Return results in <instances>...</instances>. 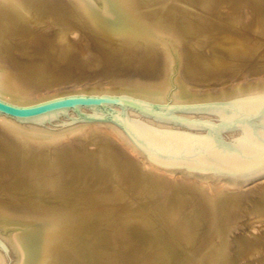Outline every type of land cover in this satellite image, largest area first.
Returning <instances> with one entry per match:
<instances>
[{
	"label": "bare ground",
	"instance_id": "1",
	"mask_svg": "<svg viewBox=\"0 0 264 264\" xmlns=\"http://www.w3.org/2000/svg\"><path fill=\"white\" fill-rule=\"evenodd\" d=\"M220 1H221L220 3L221 5H219L218 12L220 11L225 12V15L221 16V15H217V13L214 15L217 16L216 17L217 20L220 21L222 25L225 27L218 28L215 26L212 20L210 23L208 20L206 21L208 17H205L204 20L209 23L208 25H206V28H205L206 36L208 40L206 42L205 40H203L200 43L199 42L200 40L196 38L198 30L200 28L199 26H196L197 25L196 21L199 23V19L197 17L201 13L198 15L197 12H194L188 9V5L192 6L194 4V7H195V4L198 3L197 0H102L103 6L105 10L107 11L106 13H104L103 11L102 12L96 11L91 1L89 0H0V96L5 98L8 101H11L14 103H21V104H25L27 102L33 101L36 98L42 99V97L44 96L46 98V95L48 93H51L52 91H57L58 89H61L63 87L60 85V83L57 84L58 80L57 81H55L56 79L53 80L55 78L53 76L57 75L58 77L59 74L68 75L69 71L70 72L73 71V69L67 70L65 68L66 70L65 69L62 70L60 67H59L60 69L57 67L58 66L57 64L62 63V61L63 62L66 60L74 61V57H71L70 55H66L64 53V50L66 48L63 46V43H60L58 41L59 39L56 37L55 34L50 35L49 32L47 31L39 32L36 35L35 41L37 38L39 39L41 37V39L44 40L46 44V46H44L46 47V49H44V51H41L43 52V55L37 57L35 60L27 58L25 57V55L23 57L17 56V51L14 49L15 34L13 35V33L21 32L30 20L34 18H38V16H40V18L56 17L62 21L64 20L65 17H63V15H61L59 11L55 10L56 13L55 11L54 13L57 15H54L53 13L54 8H52L50 3L61 4V5L64 4V6L65 5L68 6L69 8H67V10L70 9V13H73L74 16L80 22L89 25L90 28L93 29L92 33L95 39L96 38L101 39L103 42V44L101 43L102 45L100 44V46L98 44L101 41H99V43L98 41L93 43V45L95 46V47L93 46V48L97 47V51L99 50L98 51L99 55H94V56L99 57L101 55L102 57L103 54H105L104 55L105 57L106 56L114 57L113 62L116 63L118 61V59L116 58L118 53H114V52L121 51L122 53L121 56L120 55L117 56V57H122V59L120 60V65H122L121 66L122 68L119 67L120 68L119 70L121 71H118L117 68L116 70L115 69L112 70L113 72L116 71V74L118 75L115 76V75H112L113 72L112 73L108 72L107 74L110 73L114 77L107 79V80H103V81L100 79L101 81L99 80L98 82L92 81V80H84V81L82 80L80 82H77L75 86L71 85L70 87L71 90L76 88L75 90L78 89L79 91L81 89V91H84V92H89V91L95 92L99 90L98 88L100 89L102 88L109 92V91H114L118 89V90L127 92L128 94L131 93V94H137L139 96H143L147 98H157L158 99L161 97V95L162 96L164 95L163 93L166 90L167 86L165 85V82H166V77L169 71L170 60L172 57L171 52L175 50L179 58V71L180 72L178 74V77L175 76L178 79V87L176 88L175 86L176 90L173 93L174 95L173 97L178 100H186L188 98L196 97L200 94L213 92V88L206 89V87L208 86H199L196 82H193L191 80L192 79L191 76L194 75L198 78L202 77L204 79H211V78L215 79V77L218 74V69H217L218 66H215L213 64L216 63L217 61L213 62V64L212 63L207 64L208 62L207 60H210V56L212 57L211 59L213 60L215 58L214 55L216 54L217 58L218 57L219 58L218 59L216 58L215 60L220 61L222 60L221 59L222 56L226 54L225 53L226 50L237 47L238 49H240L238 53L239 56H242V58L244 59H252V58H255L260 52L259 46L262 40L261 37L263 36L264 38V30H263L264 28V0H220ZM205 2L207 3L208 1H205ZM202 4L204 5V3ZM202 4H200V6ZM209 4H212V3H209ZM204 6L201 8L204 9L206 7ZM207 6H208L207 8H209V6L211 5H208L207 3ZM205 11H206V8H205ZM210 11L212 12V10ZM242 21L245 22L244 25L242 24ZM261 31H263V33ZM10 32H12V34ZM246 32L250 34H247ZM8 33H10L11 35ZM204 43H210L211 46L207 45L209 46L207 48V46L204 45ZM54 45H56L57 50L54 51L56 52L55 55H51L53 50L52 52H50L51 54L48 52L49 50L52 49V46ZM29 48H30V45H29ZM30 49H33V48L31 47ZM38 50L32 51L33 57H36V54L40 53V51ZM212 51L213 52L215 51L214 55H212L213 53ZM219 51H223V53ZM205 59L207 62L205 61ZM53 61H55L56 63ZM51 62H53L54 64ZM204 62L206 63L204 64ZM63 66L64 65H62V67ZM253 68L255 67L249 68L248 71H246L244 68L239 69L237 71V74H235L236 78L238 80H241L242 78L247 77L246 79L248 81H262L264 79V67L261 68V70L252 71ZM170 69H171V65H170ZM109 77L110 75L108 76V78ZM85 78H87V76ZM65 87H67V85ZM261 88H264V87H261ZM68 92H72V91L69 90ZM57 94L58 93L56 92V95ZM53 95H54V92H53ZM47 97H50V96H47ZM22 125H20L19 123L18 124L15 123L10 118L0 115V127L8 130L10 133L13 134V136L19 135L21 131H24L25 129H29L32 132L36 131V128H34V126L25 127ZM113 126L109 124H104V123H92L90 125H87L85 128H83V130L81 129V133H80L81 136L78 135L79 137H83L82 138L83 140L81 143H84V146H85V144L89 143L90 141L94 142V145L92 147L93 149H91L90 147H88V149L86 148L87 151L90 153L89 155L87 153L88 155L87 158L90 157V160H91L93 156L105 157L106 160L110 164H112V162H115V160L117 161V157L121 153L124 152L125 155H126L125 152L129 153L130 156H128L126 160L132 159L135 162L137 161V163H139L137 167L138 168L142 167L144 171V175L146 176L147 179L145 177L144 178L148 181V182L146 181L144 182L145 185H149L146 183H151V186L153 184L152 186L153 188L154 187L155 189L158 188L157 190L159 191L163 190L162 192H164V196H163L164 198L160 200L159 205L161 207H171L173 206L174 200L176 202L177 200L179 201L177 202V205L181 201L185 202L188 198L186 199V197H183V194L186 193L184 196H188L190 198L189 200L193 199L195 201L194 204H196V207H195L194 214L198 215V218H199L198 223L199 225H201L202 227L201 229H203L201 230L200 227H198L199 230L202 231V234L201 236L199 235L198 237L197 234L200 233V231L199 232L195 231V233L196 232L198 233H196V238L192 239L191 236H192V233H194V232H191V230L193 231V224H191V222H188L187 219L182 217L184 215L182 214L179 215L177 214L176 211H169L168 215L165 216L162 219V221H160L161 222L160 224L159 222L155 220V215L152 214L154 213L153 210H152V213H150V211L146 213L145 211H143V209L139 205L140 203L139 200H137L139 203L135 201L138 203L141 210L137 208L138 207L137 205L135 209L133 208V206L135 205L133 206L129 205L134 210L127 209L129 214L127 212L126 213L132 216L133 218H135V221L144 219L142 220L143 223H150V222L152 223V224L150 223L151 225L148 228H150L149 233L151 234L149 235L153 239H150V238L149 239L154 241L153 248L156 247L155 252H151L150 255L145 256V258H143L142 261L139 260L140 262L154 261L152 259L153 256L159 255V257L162 258L163 261H165L166 259L168 261L171 260L170 264H229V259L227 258V248L225 249L224 247L225 244H222L221 243L222 241L219 242L218 240L220 239L218 238L219 235L218 237L215 236V238L216 237L218 238L217 240H218V243L220 244H216L217 242L216 243L214 242L212 245H210V241H212L211 240L212 235L216 233L215 231L217 230L216 229L217 227L218 229H220V231L221 230L223 231V229L219 228V225L217 226V224H221V220H223V218L225 219V217L227 218L228 216L227 214L231 213V209L233 205L243 203L244 206L245 204L247 205V209L250 210L251 215L254 217V219L258 221L256 223L262 224L261 225L262 227L260 225L259 227L258 226L255 227L256 224L255 225L253 224L254 225L252 226L253 230L255 229L256 231L259 232L258 235H256V237H254V235L249 236L247 234H244L241 237H239L240 246L235 247L234 249L233 262L234 264H259V263H255V260L252 262V261H249L247 258H244V255H245V251L247 250L246 246L251 247V248H248L251 250L252 248L257 247V245L264 247L263 244H260V245L256 244L254 247L252 246L253 244H255V242H257V240L255 241L256 238L259 240L260 243L264 241V181L262 180L259 181L261 177H264V171L262 173L233 176V175H225V174L191 170V169H186L182 167H177L173 165L151 161L141 149H138L134 144H130L128 139L125 137L124 133H122L121 131L116 129L115 126L114 127ZM79 137L77 140L78 142L80 140ZM19 139L20 138H17L14 140L16 142L15 144H13L14 146L12 147L15 148V150L19 152L18 153L16 151L18 155L17 157L20 156L24 158V160L25 159L30 160V163H28L30 164L29 167L26 165V167L28 168L25 169L22 165L20 168L21 172H19L21 173L20 176L26 175V174L27 175L24 177L22 176L21 179L17 183L6 184L4 186H2L0 183V190L6 191L5 189H7L8 194H9V191L15 190V192H17L16 191L17 188L22 187V185H27V186H30L32 190V195L24 196L25 194L23 192H21L24 194L23 196L19 194L20 198L23 197V200L27 201L26 202L27 205L29 202H33V204L35 203L38 204L37 203L38 200H40L39 202L41 205V201L44 200L45 205L44 206L42 205V208L38 205L37 206L31 205L32 208L37 209V210L32 209L33 210L32 213H34V215L36 214L37 216H39V218L37 219L36 215L34 216L37 221L35 225L36 229H32L31 233L29 234L31 237H27L28 239L25 238L27 242L24 243V245L22 246L23 249H25L24 264H59L60 256L62 257L64 254L66 255L65 252L70 247V245L68 247L66 243L67 245V249H66V246L64 245L65 239L62 237L64 235H67V238L68 237L71 238V239L68 238V240L69 241L72 240V237H73L72 235H74V232L72 231L76 227L75 226L73 228L72 225L74 222L78 223L79 220L82 218L81 217L82 215H78L79 213L74 212L75 209L72 210L71 208L68 207V205H71V206L75 205L74 202H72L74 201L73 199L75 198L71 197L72 201H69L66 199L69 195H71L72 191L76 192V195L77 196L79 195L81 198H84L85 196L88 195V194L84 195L85 192L87 191L83 190V188L79 186L78 187L71 186L70 181L68 180L66 181L64 177V171H66V168H67L64 166V162L68 161L69 154L71 153L74 154L76 152L78 153L80 149L76 150L77 147L76 148L67 147L61 150L60 149L56 150L55 147H53L54 144L53 146L47 145L46 147H44L42 144H41L42 146L40 145L38 146L37 144L39 142H34L28 145L27 144L24 145L25 141L22 143V141ZM26 142L30 143L29 140ZM9 143L5 145H8V147H11ZM66 143H69V142L66 141ZM55 145H57L58 147V144H55ZM78 146H79L78 148H80V146L82 145H79L78 143ZM82 150L84 151V149ZM10 152L8 151V153ZM83 154H86V153H83ZM123 155L120 157L123 158ZM119 160L121 161V158ZM84 163L85 162H83V164ZM121 163L123 162L121 161ZM124 163L125 165L127 164V166L130 168V172L129 170L128 172L131 174L132 168H134L135 165L133 164L134 165L133 167L131 166V162L128 163L127 161ZM23 164L25 166L26 163H23ZM115 165L116 167H118L117 166L118 163ZM127 166H126V169H128ZM89 167L90 166H88V169ZM120 167L121 166H119V168ZM137 167H136L135 172L133 173H136ZM76 168L74 170V167H72L74 171H76ZM114 169L116 168L114 167ZM91 170L89 174L93 175L92 174L93 172H91ZM71 172L73 171L71 170ZM74 173H71V174H74ZM94 173H95L94 174L95 176L100 174L99 172L96 173V171ZM129 173H127V175ZM87 174H88V171H87ZM121 174L123 175L122 172ZM76 176L77 175H75V177ZM98 178H101V176L100 177L98 176ZM24 179H27V182L24 181ZM134 179L135 178H133L132 180ZM37 181L39 182V184ZM128 183H132V182L129 181ZM132 184L135 186L139 185L136 183L135 184L132 183ZM81 185L85 187L84 184H81ZM133 185L132 187H135ZM151 186H149V188L147 189H151L150 188ZM171 187H173L172 190L170 189ZM26 188L27 187H25L24 190ZM121 188L123 189V187ZM43 189L45 190V197L44 196L40 197L44 195V194H39V192L42 191ZM139 189H140V186H139ZM168 189L171 191H168ZM28 191L30 192V189ZM28 191L27 193L26 192L25 193L28 194L29 193ZM70 191H71L70 194L68 193L66 194V192H70ZM125 191L126 190H124V192ZM142 191L143 192L141 193L143 194L146 192L145 190H142ZM152 191L154 192L153 189ZM133 192L132 194H135ZM136 192H137L136 194H138V191ZM150 192H147V193L149 194ZM5 193L7 194V192ZM74 194H72L71 196H73ZM150 194L153 195L152 193ZM189 194H192V195H189ZM14 195L16 196V193ZM149 195H145V197ZM160 195H159V198H160ZM2 196L3 195H0V211L4 212L6 210V212L9 211L8 213H11L9 209L15 210V209H19L20 207L25 208V206H23V201H19L16 199L17 200L16 202L15 200L13 201L11 199V201H13L11 202L10 200L3 199ZM134 196H137V195H134ZM145 197H141L143 198L142 200L144 201L145 199L147 200V197L146 198ZM37 198L38 200L36 201ZM116 198L119 199L120 197H116ZM148 198H150V196ZM183 198L186 200L183 201L184 200ZM45 199H47L48 201H45ZM131 199L133 200V197ZM81 200L83 201V199ZM81 200L78 201L77 199V202H80V204L83 205L85 202L83 201L84 203H81ZM45 202H47V204ZM100 202L101 200L99 201V203ZM129 202L131 204V202L133 201L130 200ZM145 203L148 204V201L147 202L145 201ZM128 204H127V207L129 208ZM183 204H181L180 206L178 205L176 207H180V208L184 207L185 205ZM24 205H26L25 202H24ZM77 205H76V208L77 207L79 208V206ZM148 205H150V203ZM31 206L29 205L28 207L30 208ZM83 206L82 208L84 209ZM144 206L146 207V205ZM57 207L58 208L60 207V208L55 209ZM127 207L125 206V208ZM23 208L21 210H23ZM152 209H154V207H152ZM27 211L28 210H24V212L28 214V212L30 211L28 212ZM76 211L78 210L76 209ZM6 212L4 214H6ZM18 212L19 210H15L12 213H15L18 215ZM31 214L30 216H32ZM194 214L192 213V215L191 214L190 215L193 217ZM20 215L22 217L24 216V213H20ZM8 216L9 215H7V217ZM18 216L17 218H20ZM186 216L187 215H185V217ZM34 217L32 216V218L29 220L31 221ZM192 217H190L189 219H191ZM27 219L28 218H26V220ZM97 219H101V217L100 218L98 217ZM193 219L194 217L192 218V221ZM155 221L158 225L155 223ZM83 222L85 223L86 221L82 220V224H84ZM134 223L135 222L133 221V224ZM130 224L129 225L127 224V226L131 228ZM194 224L196 223L194 222ZM84 226L87 227V225H84ZM123 226L127 227L126 225H123ZM77 227L75 228L76 230H77ZM80 227L78 228L80 229ZM162 227H164L165 229ZM141 230H139V232H141ZM87 232H89L88 229H87ZM123 232H125V230ZM79 233L80 235L77 234L78 237L84 235L82 231ZM122 234L121 236H124V234L123 235ZM132 234L138 237L141 236L140 234L135 235V232ZM142 234L145 235L144 233ZM220 234L222 233L220 232ZM74 236L76 237V235ZM85 236L87 237V235ZM117 237L119 238V236ZM141 238H143V236ZM76 239L78 240V238ZM251 239L255 241L253 244L250 242L252 241ZM222 240L224 242V239ZM111 241L113 244V239ZM28 243H29V246H28ZM86 243L87 241L85 242V244ZM78 244H80V242ZM114 244H116V242H114ZM118 244L119 243H117L116 245L118 246ZM94 245H96V248L98 249L99 244L95 242ZM100 245H99L100 249L96 251L100 252L101 250L104 257L107 256V254L105 253L104 250H102V247ZM117 246H115V248L118 249ZM86 247L87 246H85V248ZM18 248L19 250H21L20 247ZM83 250L85 249L82 248L81 251ZM248 251L249 250L246 251V255ZM253 251H255V249H253ZM251 252L249 253V255H252ZM260 253H262V251H260ZM71 254H72V251H71ZM79 256L81 255H78V258ZM123 257H125V260L121 262L120 259ZM255 257L257 258V256ZM65 258L64 260H66ZM113 258H115V255L113 256ZM60 259L61 261L63 260L62 258ZM63 261L62 263H64ZM259 261H262V260H259ZM68 262H69V259H68ZM113 262L114 264H123V263L131 264L132 259H130L128 255H126V253L123 251V248H122V250L119 249L118 253L116 252V258L115 260L113 259ZM73 263L74 261L71 264ZM78 263H80L79 260H78Z\"/></svg>",
	"mask_w": 264,
	"mask_h": 264
},
{
	"label": "rangeland",
	"instance_id": "2",
	"mask_svg": "<svg viewBox=\"0 0 264 264\" xmlns=\"http://www.w3.org/2000/svg\"><path fill=\"white\" fill-rule=\"evenodd\" d=\"M89 1H91L92 5H93V7H94V9L96 11H99V12L103 11L104 13L107 12L105 10L104 6H103L102 0H89ZM197 1H198V3L195 4V7H194V4L192 6L188 5V9L192 10L194 12H197L198 15L201 13L197 17L199 19V23L196 21V23H197L196 26L200 27V28L198 27L200 31L198 30L196 38L198 40H200L199 42L201 43L203 40H205V42L208 40L207 36H206L205 28H206V25H208L211 22V20L214 22L216 27H218V28L225 27V26L222 25V23L220 21L217 20V18H216L217 16L214 15V14L217 13V15L223 16V15H225V12H221V11L218 12L219 5H221L220 4L221 3L220 0H210L211 2L209 0H205V1H208L207 2L208 5H211V6H209V8H207L208 7L207 3L204 0H197ZM202 3H204V5L206 4L205 5L206 7ZM209 3H212V4L214 3V4L212 5V4H209ZM200 4H202V5L200 6ZM50 5L52 6V8H54V10L52 9L53 13H54L55 10H57V11H59L61 13V15H63V17H65L63 21L58 19V18H56V17H49V18L48 17H46V18L42 17V18H40V16H38V18H34V19L30 20L28 22V24L23 28V30L21 32L13 33V35L15 34L14 49L17 51V56H22L23 57L25 55V57L35 60L37 57L43 55V52H41V51H44V49H46V47H44V46H46V44H45L44 40L41 39L40 36H39L40 38L39 39L37 38L36 41H35V38H36L37 33L47 31V32H49L50 35L55 34L56 37L59 39L58 41L60 43H63V46L66 48L64 50V53L66 55H70L71 57H74V61H67L66 60V61H64L65 63L62 61V63H58L57 64L58 65L57 67L58 68L60 67L62 70L66 68L67 70L73 69V71H71L72 73L69 71L68 75L67 74H64V75L63 74H61V75L59 74L58 77H57V75L53 76V77H55L53 80H55V79H56L55 81L58 80L59 82L57 81V84L60 83V85L63 86V87L61 89H58L57 91H52L51 93H48L46 95V98H47V96L51 97V96L56 95V92L58 93L57 95L70 93V92H68L69 90L72 91V92H74V91L75 92H84V91H81V89H80V91L77 89L78 90L77 91V90H75L76 88L75 89L72 88L73 90H71V88H70L71 85L75 86V84L77 82H80L82 80L83 81L84 80H92V81L98 82L100 79L103 81V80H107V79L113 78L114 76H112V75H115V76L118 75V74H116L115 70L117 68L118 71H121V70H119L120 69L119 67L122 66V65H120V60L122 59V57H117L118 55H120V56L122 55L121 51L114 52V53H118V55L116 56L118 61L116 63L113 62L114 61V57H111V56L110 57H108V56L105 57L104 56L105 54H103L102 57H101V55L99 57L94 56V55H99L98 54L99 50L97 51V47L93 48V46H94L93 43L97 42V41L99 43V41H101L98 44L100 46V44L101 43L103 44V42H102L101 39H98V38L95 39V37H94V35L92 33L93 29L90 28L89 25L80 22L74 16L73 13H70V9L67 10V8H69L68 6H66V5L64 6V4L61 5V4H54V3H50ZM198 6H200V7H198ZM203 6L206 8V11H205V8L204 9L201 8ZM189 7H191L192 9L189 8ZM210 10H212V12ZM208 12H209V14H208ZM55 13H56V11H55ZM55 13H54V15H57ZM205 17H208V19H206V21L208 20L209 23L204 20ZM198 19H196V20H198ZM242 24L244 25L245 22L242 21ZM263 30H264V28H263ZM261 32L263 33V31H261ZM10 33L12 34V32H10ZM10 33H8V34H10ZM247 34H250V33H247ZM261 39H262L261 42H260L261 44L259 46L260 47L259 48L260 52L258 53V55L255 58H252V59H244V58H242V56H239L238 53H239L240 49H238L237 47L230 48L229 50H226V52H225L226 54L222 56V58H221L222 60H220V61L219 60H215L217 58V56L215 54V51L214 52L212 51L213 52L212 55L215 54L214 55L215 58L212 60L211 59L212 57L210 56V60H207L208 61L207 62L206 59H205V61L207 62V64H209V63L213 64V62L217 61L216 63L213 64L215 66H218V68L216 67L218 69V74L215 77V79L214 78H211L212 80L211 79H204L202 77H200L201 78L200 79V78H198V77L193 75V76H191L192 77L191 80L193 82H196L199 86H208V87H206V89L213 88V92L200 94V95H198L196 97L188 98L186 100H178V99H175L173 97L174 96L173 93L176 90V88L178 87V79L176 77H178V74H179L180 71H179V58L177 56L176 51L172 49L173 50L172 52L170 50L172 57H171L170 64H169V71H168V74H167V77H166L165 85L167 87H166L165 92L163 93L164 95L163 96L161 95V97L157 99V98H147V97L139 96L137 94H131V93H129V94L133 95V96H136V97H140V98L146 99V100H150V101L183 102V103H186V102L197 101V100H202V99H207V98H212V97H218V96H223V95H230V94H238V93L253 92V91L264 92V88H261V87H264V84H263L264 83V79L262 81H248L246 79L247 78L246 77V78H242L241 80H238L236 78V75H235V74H237V71L239 69H241V68H244L246 71H248L249 68L255 67V68L252 69V71H253V70H261V68L264 67V38H263V36L261 37ZM32 41H34L35 43L32 42ZM29 45H30V48L32 47L33 49H30ZM204 45L207 46V45H210V43H204ZM208 47L209 46H207V48ZM36 50L40 51V53H37L36 57H33V55H32L33 52L32 51H36ZM52 50H53V52H52ZM56 50H57L56 45H54V46H52V49L49 50L48 53L52 52V54L51 53L50 54L51 55H55L56 52H54V51H56ZM173 52H174V54H173ZM219 52L223 53V51H219ZM53 62H55V61H53ZM53 62H51V63H53ZM206 62H204V64ZM62 65H64V66L62 67ZM170 65H171V69H170ZM113 69H115L114 70L115 72L112 71ZM108 72H110V73L113 72L114 74L113 73H112V75L110 73L107 74ZM220 72H221V74H220ZM106 74H107V76H106ZM91 75H92V77H91ZM109 75H110V77L108 78ZM84 76L85 77L87 76V78H85ZM198 79H200V80H198ZM66 85H67V87H65ZM68 86H69V88H68ZM175 86H176V88H175ZM98 89L99 90H97V91H99V92H97V91H95V92L89 91V92H92V93L108 92L107 90L102 89V88L101 89L98 88ZM53 92H54V95H53ZM109 92L127 93V92H124V91H121V90H118V89H116L114 91H109ZM44 98H45V96L42 97V99H44ZM38 100H41V99L40 98L39 99L36 98L35 100L27 102V103L35 102V101H38ZM12 121H14V120H12ZM15 123H17V122H15ZM92 123H104V124H109V125H112V126L114 125L116 129H118L119 131H121L123 133L121 128H119L118 126H116L115 124H113L111 122L100 121V120H85V119L77 120V121H71V122H66V123H55V124H44V125H40V124H23L22 125V124L19 123L20 125L25 126V127H30V126L33 127L34 126V128H36V131L32 132L29 129H25L24 131H21L20 134L18 133L19 135H16V136H13V134L10 133L5 128H1L0 127V183H1V185L4 186L6 184L17 183L21 179L22 176L24 177V176L27 175L25 173L26 175H21L20 176L21 173H19V172H21L20 168H21L22 165H23V167L25 169L29 167L30 164H28V163H30V160L29 159H25L24 160V158H22L20 156H19L20 158L17 157L18 156L17 155L18 151L15 150V148L12 147V146H14L13 144H15V142H16V141H14L15 139L20 138L19 140H21L22 143L25 141L24 145H26V144L28 145V144H31V143H34V142H39L37 144L38 146L39 145L40 146L43 145L44 147H46L47 145L53 146V144H54L53 147H55L56 150H58V149L61 150V149L67 148V147L68 148H76L77 147L76 150L80 149V151L78 153L76 152L74 154L73 153L69 154L68 161L64 162V166L67 167L66 171H64V177H65L66 181L67 180L70 181L71 186H73V187L74 186L75 187L79 186V187L83 188V190L87 191V192H85L84 195H87V194L88 195L85 196L84 198H81L79 195L77 196L76 192H74V191H72V193H71V191L70 192H66V194L67 193L68 194L71 193V195L75 193L73 196L69 195L66 200L72 201L71 197L75 198V199H73L74 201H72V202H74L75 205L74 206L68 205V207L71 208L72 210L75 209L74 212L79 213L78 215H82L81 216L82 218L79 220V222H81V223H79L77 221L78 223L74 222L73 225H72L73 228L75 226L76 227L77 226L78 227L81 226L80 229L77 227V230H79V231H77L75 229L76 227L72 231V232H74V235H76V237L74 235H72L73 237H72V240H70V241L68 240L69 237L67 238V235H64L62 237V238L65 239L64 245L66 246V249H67V245H68V247L70 245V247L68 248L70 250L67 249V251H66V249H65L66 255L65 254L63 255L66 258L63 257V256L62 257L60 256V258H62L63 260L65 258L67 260V262H66V260H64V261L62 260V261L65 264L66 263L71 264L73 261H74L73 264H82V263L83 264H114L113 259L115 260V258H116V252L118 253L119 249L122 250V248H123V251L126 253V255H128V257L130 259H132L131 264H170L171 260L168 261L166 259L165 261H163V259L160 258L159 255L153 256L152 259L154 261L140 262V261H142L143 258H145V256L150 255L151 252H155V249H156V247L153 248L154 247V243H153L154 241L150 240V239H153V238L150 237V235H151L149 233L150 228H148V227H150V225L152 223L151 222H150L151 224L150 223H143L142 220H144V219L139 220V221L138 220L135 221V218H133L132 216L128 215L129 213H128L127 209L134 210L137 206H138L137 208L140 209V206H141L143 211H145L146 213H148V211H150V213H152V210H153L154 213H152V214L155 215V220L157 222H159L160 224H161L160 221H162V219L165 216L168 215L169 211H176L177 214L184 215L182 217H184L185 219L188 220V222H191V224H193V231L191 230V232H194V233H192L191 238L194 239V238H196V233H198L200 231L198 227H200V229L202 228L201 225H199V223H198V221H199L198 215L194 214L195 213V207H196V204H194L195 201L193 199L189 200L190 198L188 196H184L186 194L185 193V194H183V197H186V199L188 198L187 200H189V201H187L186 199L183 198L184 199L183 201H185V200L186 201L185 202L181 201L182 203L181 202L178 203L179 206L184 203L183 204V205H185L184 207H181V208L180 207H176V206H178L177 205V202H179L178 200H177V202L174 200V203L176 202L175 204L173 203L174 207L173 206H171V207H161L159 205V202H160V200H162L164 198L163 197L164 196V192H162L163 190L159 191V190H157L158 188L157 189H155V187L153 188L152 187L153 184L151 186V183H146V184H149V185H145L144 182L145 181L148 182V181L146 180L147 178L144 175V171H143L142 167H139V168L137 167V165H139V163H137V161L135 162L132 159L126 160L127 157L130 156L129 153H127V152H125L127 156L124 154V152L121 153L122 155L124 154L123 155L124 159L122 157H120V156H122L121 154L117 157V161L121 158V161L123 163H121L120 160L118 162L115 160V162H112V164H110L106 160L105 157H97V156H93L92 157L93 159L91 158V160H90V157H88L89 158L88 159L87 156L90 153L87 151V149H88V147L93 149L92 147L94 145V142L90 141L89 143L85 144V146H84V143H81L82 140H83L82 139L83 137H79V136H81L80 135L81 129L83 130V128H85L87 125H90ZM77 136L80 138L79 142L77 141L78 140ZM125 137H126V135H125ZM12 138H14V139H12ZM28 140H29L30 143L26 142ZM66 141H68L69 143H66ZM128 141L130 142V144H133L129 139H128ZM54 142H56V143H54ZM8 143H9V145H11L12 149H11V147H8V145H5V144H8ZM48 143H50V144H48ZM78 143H79V145H82V146H80V148H78L79 147ZM55 144H58V147ZM81 147H82V149H84L85 152L81 149ZM8 151L9 152L12 151V152L8 153ZM83 153H86V154H83ZM87 153H88V155H87ZM125 156H126V158H125ZM83 158H85V159H83ZM126 161L128 163L131 162V166H133V167L135 165V167H134L135 169L132 168L131 174L129 173L130 172V168L127 166V164L125 165V163H124ZM83 162H85V163L83 164ZM116 162L118 163V165H117L118 167H116V165H115V164H117ZM119 162H120L121 165L119 164ZM23 163H26L25 166H24ZM89 164H91V165H89ZM26 165L28 167H26ZM71 166L74 167V170L77 167L76 171H74ZM88 166H90L91 168L89 167V169H88ZM119 166H121V167L119 168ZM126 166H127L128 169H126ZM95 167H96V169H95ZM114 167L116 169H114ZM136 167H137V171H136V173H133V172H135ZM85 168L88 169V170H86ZM91 169H93L94 171L91 170ZM118 169H120V170H118ZM141 169H142V171H141ZM71 170L73 172H71ZM90 170H91V172H93L92 173L93 175L89 174ZM128 170H129V172H128ZM138 170H140V171H138ZM87 171H88V174H87ZM95 171H96V173L99 172L100 174L95 176L94 175ZM74 172L75 173L78 172V173L75 174ZM121 172L123 173V175L121 174ZM124 172H126V173H124ZM137 172L138 173L141 172V173H139L140 176L138 175ZM71 173H74L77 176L75 177V175L71 174ZM127 173H129V174L127 175ZM141 174H143V175H141ZM72 175H74V176H72ZM92 176H94V177H92ZM98 176L99 177L101 176L102 179L98 178ZM126 177H128L129 179L126 178ZM133 178H135L137 181L134 179L135 180V182H134V180H132ZM139 178H141L143 180H141ZM261 180L264 181V177H261L259 179V181H261ZM24 181L27 182V179H24ZM129 181L134 183V184L136 183V184H139V185L135 186L132 183H128ZM138 181L141 184H143L145 187L143 185H141ZM80 183L84 184L85 187L83 185H81ZM38 184H39V182H38ZM122 184H124V185H122ZM40 185H42V184H40ZM86 185H88V186H86ZM132 185L135 186V187H132ZM139 186H140V189H139ZM149 186H151L150 187L151 189H147V188H149ZM23 187L24 188L27 187L26 188L27 190L25 189L26 190L25 191ZM121 187H123V189ZM20 188H22V189H20ZM20 188H17V190H16L17 192L20 190L18 193L15 192V190H14V191H9V194H8L7 189H5L6 191L0 190V192H1L0 195H3L2 196L3 199L10 200V201L12 199L13 201L15 200L16 202H17V200L23 201V206H25V208L27 207L26 209L22 207L23 210H21L22 209L21 207H20L21 209L20 208L19 209H15V210H19L20 213H24L25 218H24V216L21 217V215H23V214L20 215L19 212H18L19 216L17 214H15V213H12V212L15 211L14 209H12L14 211L9 209L11 211V213H8L9 211L6 212V210L4 212L0 211V214L2 213L3 215L2 214L1 215L4 217L3 218L0 215V241L3 242V245H4L5 249H6V251H5L4 249H2L0 247V264H21V262H22V264H24V258H25L24 252H25V249H23L22 246L24 245V243L27 242V240L25 238L31 237L29 234L31 233L32 229H36V226H35L36 223H37L36 218L37 219L39 218V216H37L36 214H35L36 218L34 217L35 215L32 212H33V210H37V209L36 208H32L31 205H33V206H35V205L37 206L38 205L41 208H42V205L43 206L45 205L44 204V200L41 201V205H40V202H39L40 200H38V198L36 199V201L38 200L37 201L38 204H36V203L33 204V202H29L28 201L29 203L27 205V203H26L27 201L26 200L24 201L23 197L20 198L19 194L22 195V196L24 194H25L24 196H27V195L29 196V195H32V190H31L30 186H27V185H22V187H20ZM86 188H88V189H86ZM172 188L173 187H171L170 189L172 190ZM29 189H30V192L28 191ZM132 189L134 190V192H133ZM141 189L145 190L146 192L145 191L144 192L146 194L145 193L144 194L141 193V192H143ZM152 189L154 190V192L152 191ZM43 190L40 191V192L38 191L39 194H44L42 196H40L38 194L40 197H43V196L45 197V190L44 191ZM124 190H126V191L124 192ZM139 190H140V192H139ZM150 190H151V192H150ZM171 190L168 189V191H171ZM27 191L29 192L28 194H26ZM95 191H96V193H95ZM116 191L117 192L119 191L120 193L119 192L117 193ZM136 191H138V194L140 193L141 196H140V194L139 195L136 194L137 193ZM2 192H4V193L7 192V194L6 193L4 194ZM21 192H23L24 194L21 193ZM41 192H43V193H41ZM90 192H91V194H90ZM132 192L135 193V194H132ZM147 192H150L153 195H151L150 193H149L150 194L149 195ZM13 193L14 194L16 193V196ZM159 193L162 194V195H160ZM17 195H18L19 198L17 197ZM99 195H100V197H99ZM112 195H113V197H112ZM134 195H137V196H134ZM145 195H149L150 198H148L149 196H146L147 197V200H146L145 199L146 198ZM159 195H160V198H159ZM189 195H192V194H189ZM256 195H257V193H256ZM161 196H162V198H161ZM116 197H120V198L118 199ZM132 197H133V200L131 199ZM141 197H145L144 198L145 201L146 202L148 201V204L150 203V205L145 203V201L142 200L143 198H141ZM53 198H55V197H53ZM96 198H98V199H96ZM114 198H116V199H114ZM77 199H78V201L83 199V201L85 203L82 200H81V203H84L83 205H85V206L80 204V202H77ZM110 199H111V201H110ZM98 200L99 201L101 200V202L99 203ZM128 200L129 201L131 200L134 203L131 202V204H130V202ZM137 200H139L140 203ZM13 201H11V202H13ZM45 201H48V200L45 199ZM135 201H137L140 206ZM152 201H154V202H152ZM24 202H25V204L27 206L24 205ZM97 202H98V204H97ZM126 202H127V204L129 203L128 206L129 205H132V206L135 205V206H133L134 209L131 206H129V208H128ZM45 203L47 204V202H45ZM141 204H143V205H141ZM29 205L31 206L30 207L31 209L28 207ZM76 205L79 206V208L78 207L76 208ZM144 205H146V207ZM82 206L84 207V209L82 208ZM125 206L127 208H125ZM159 206H160V208H159ZM152 207H154V209H152ZM59 208L57 207L55 209H59ZM165 208H166V210H165ZM76 209L78 211H76ZM20 210L23 211V212H21ZM24 210H28L30 212L27 211L28 212V214H27L26 212H24ZM5 212H6V214H4ZM188 212L191 215H192V213L194 215H196V216L193 215V217H194L193 221L195 219L197 220V221L196 220L194 221L196 224H194V222L192 221L193 217ZM26 214H27V216L28 215L29 216L27 217ZM30 214L34 217L31 221L29 220V219L32 218V216H30ZM7 215H9V216L7 217ZM16 215L18 217H20V218H17ZM101 215H103V216H101ZM185 215H187V216L185 217ZM227 215L229 216V218H228ZM227 215H226L227 218L225 217V219L223 218V220H221V224H217V226L219 225V228L223 229V231L222 230L220 231V229H218V227L216 228L217 230L215 232L217 234L215 233L214 235H212V238H211L212 241H210V245H212L214 242L215 243L217 242L216 244H220V243H218V240H219V242L222 241L221 243L225 244L224 245L225 249L227 248V258L229 259V264H234V262H233V252H234L235 247H239L240 246L239 237H241L244 234H247L249 236L250 235H254V237H256V235H258L259 232L256 231L255 229L253 230L252 226H254L256 224L255 227H257V226L259 227V225L261 226L262 224L256 223L258 221L256 219H254V217L250 213V210L247 209V205L245 204V206H244L243 203L242 204L233 205V207L231 209V213L230 214L228 213ZM10 216H12V217H10ZM98 217L99 218L101 217V219H97ZM190 217H192V218L189 219ZM26 218H28V219L26 220ZM227 219H228V221H227ZM82 220L86 221L85 223H87V224H85L84 222H83L84 224H82ZM133 221L135 222L134 224H133ZM156 221H155V223H156ZM130 222H131V224H130ZM126 223L128 225L130 224L132 229L129 226H127ZM84 225H87V227H85ZM123 225H126L127 227H124ZM132 225H134V226H132ZM134 227L135 228L137 227V228L135 229ZM128 228L131 230V232H130V230ZM162 228H164V227H162ZM87 229L90 232V234H89V232H87ZM75 230H76V232H75ZM124 230H125V232H123ZM139 230H141V232H139ZM201 230H203V229H201ZM81 231H82V233L84 235L78 237L77 234L80 235L79 232H81ZM195 231H198V232L195 233ZM27 232H28V234H27ZM134 232H135V235L136 234H138V235L140 234L141 236L140 237L134 236V234H132ZM220 232L222 234H224L225 236L220 234ZM122 233L124 234V236H121ZM142 233H144L146 236L143 235ZM178 233H180V232H178ZM201 234H202V231H200V233H198L197 236L199 237V235L201 236ZM85 235H87V237ZM218 235H219V237H218ZM117 236H119V238ZM142 236H143V238H141ZM193 236H195V237H193ZM215 236H217L220 239H218L217 237L215 238ZM66 238H67V240L69 242L66 240ZM76 238H78V240ZM88 238H89V240H88ZM221 238L224 239V242H223V240ZM69 239H71V238H69ZM112 239H113V244H114V242H116V244L119 243L120 245L119 244H118V246L116 244L113 245L112 241H111ZM115 239H116V241H115ZM120 239H121V241H120ZM144 239H146L147 241L144 240ZM141 240H143V241H141ZM256 240H257V242H255ZM78 241L80 242V244L81 243H83V244H81V245L78 244L79 243ZM86 241H87V243L89 245L87 243L85 244ZM91 241H93V242H91ZM255 241L254 240L250 241L252 244L255 242V244H253V245L250 244V245H252L254 247L256 244H259V245L263 244V246H264V241H262L260 243L257 238L255 239ZM95 242H97V244H99V245L101 244L100 246L102 247V250L105 251L107 256L104 257V255H103L101 250H100V252L96 251V250L100 249V247L98 245V249H97L96 245H94ZM66 243H67V245H66ZM107 245H108V247H107ZM28 246H29V243H28ZM85 246H87V247L85 248ZM115 246H117L118 249L115 248ZM18 247H20L21 250H19ZM79 247H80V249H79ZM119 247H121V248H119ZM260 247L261 246L257 245V247L252 248V250H251V249H248V248H251V247L246 246L247 250H249L247 252V255H249V253L251 251H252L251 252L252 255L247 256L246 255V251L247 250H246L244 258H247L249 261H252V262L255 260V263L263 264L264 263V247H261V248ZM82 248L85 249V250L81 251ZM90 248H92V249H90ZM253 249H255V251L257 249V251L255 252V251H253ZM259 249H260V251H262V253H260ZM71 251H72V254H71ZM21 252H22V254H21ZM96 252H98L100 254H98ZM144 252H146V253H144ZM79 253H81V254H79ZM67 254H68V256H67ZM76 254L81 255V256H79V258H78V255H76ZM73 255H75V256H73ZM114 255H115V258H113ZM141 255H143V256H141ZM255 256H257V258ZM60 258H59V262H60L59 264H64V263H62ZM80 258H81V260H80ZM68 259H69L70 263L68 262ZM82 259H83V261H82ZM78 260L80 261V263H78ZM124 260H125V257L120 259L121 262L124 261ZM259 260H262V261H259ZM90 262H92V263H90ZM123 264H126V263H123Z\"/></svg>",
	"mask_w": 264,
	"mask_h": 264
},
{
	"label": "water",
	"instance_id": "3",
	"mask_svg": "<svg viewBox=\"0 0 264 264\" xmlns=\"http://www.w3.org/2000/svg\"><path fill=\"white\" fill-rule=\"evenodd\" d=\"M0 115L20 124L108 121L151 161L233 176L264 171L260 91L186 103L114 92H70L25 104L0 96ZM0 247L6 251L2 241Z\"/></svg>",
	"mask_w": 264,
	"mask_h": 264
}]
</instances>
